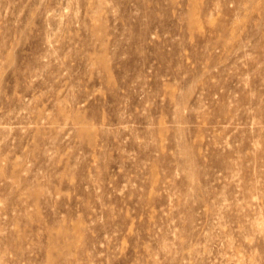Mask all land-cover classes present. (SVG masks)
Returning a JSON list of instances; mask_svg holds the SVG:
<instances>
[{"label":"rangeland","instance_id":"374dc122","mask_svg":"<svg viewBox=\"0 0 264 264\" xmlns=\"http://www.w3.org/2000/svg\"><path fill=\"white\" fill-rule=\"evenodd\" d=\"M0 264H264V0H0Z\"/></svg>","mask_w":264,"mask_h":264},{"label":"bare ground","instance_id":"6f19581e","mask_svg":"<svg viewBox=\"0 0 264 264\" xmlns=\"http://www.w3.org/2000/svg\"><path fill=\"white\" fill-rule=\"evenodd\" d=\"M178 100V99H177ZM99 101V100H98Z\"/></svg>","mask_w":264,"mask_h":264}]
</instances>
